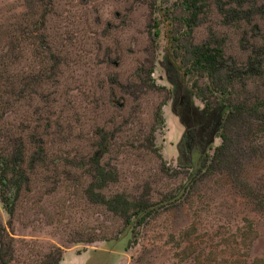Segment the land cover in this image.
Segmentation results:
<instances>
[{
    "label": "rangeland",
    "instance_id": "rangeland-1",
    "mask_svg": "<svg viewBox=\"0 0 264 264\" xmlns=\"http://www.w3.org/2000/svg\"><path fill=\"white\" fill-rule=\"evenodd\" d=\"M29 1L0 0V152L14 139L24 162L38 144L43 152L11 214L0 203L1 260L45 264L58 249L57 264H264V211L240 185L264 191V134L249 137L227 171L189 175L183 165L197 155L177 153L182 124L164 75L169 59L186 72L193 106L219 101L214 89L196 94L211 83L185 71V49L211 36L237 64L264 59V17L224 24L210 0L187 32L179 0ZM225 90L251 105L264 96V74ZM229 136L238 140L235 127ZM101 179L93 191L152 204L141 223L88 198Z\"/></svg>",
    "mask_w": 264,
    "mask_h": 264
},
{
    "label": "trees",
    "instance_id": "trees-1",
    "mask_svg": "<svg viewBox=\"0 0 264 264\" xmlns=\"http://www.w3.org/2000/svg\"><path fill=\"white\" fill-rule=\"evenodd\" d=\"M22 2L26 6H31L29 0H22ZM212 2L221 16V22L224 24L241 20L249 21L254 15L264 17V4H257L256 0H212ZM209 3L210 0H179V5L187 14V17L183 18L187 32L197 24L198 15L205 13ZM156 34L157 31L155 30L154 35ZM185 53L189 60V66L185 71L196 70L208 78L211 83V86L205 85L203 88L197 86L198 92L196 94L202 97L205 91L211 92L214 89L219 92V101L213 102L214 104L206 101L200 108L192 107L195 110V115L194 119L190 121L191 125L196 129L203 127L204 130L203 132L199 130V133H183L179 145L184 143V148H180L178 145V154L182 151L187 156L196 153L195 163L190 166L183 165L191 169L192 172L189 175H193L194 172H198L202 168L204 170L211 169L213 165H222L225 170L227 162L230 163L235 159L238 161L241 153L244 154L243 147L251 142L249 137L252 139L260 133L264 134V96L255 97L254 101H256L251 105L245 103L243 99L231 102L226 98L224 99L225 94L229 95V90H225V88L233 78L240 80L246 79L248 76L264 74V59L258 58L255 54H250L242 64H237L235 60L223 55L222 43L212 39L211 36L198 44H190L185 49ZM165 70L167 71L168 82L171 83L172 81L175 84V87L172 86L168 90L169 98L177 91L176 86H179L183 94L188 96L190 104L193 105L191 102L193 93L183 85V77L186 72L184 73V70L169 59H167ZM193 85L196 86V83ZM232 126L235 127L239 138L231 144L229 129ZM219 129L218 136L221 141L213 148L212 155L207 157L205 149L210 144L214 133H217ZM257 145L259 148L264 147V143H257ZM42 152L43 148L38 144L34 152L24 162L23 147L19 139H14L7 149L0 152V203L8 214L13 211L14 201L19 191L27 186V171L35 163L41 161ZM206 162L208 164L205 165ZM235 163L237 165V162ZM104 184L103 179L98 182H91L87 188V196L91 201L104 205L112 213L121 215L124 224L141 223L143 216L140 213L144 209H152V204H147L145 201H128L120 193L104 196L98 191H93V189L101 188ZM240 185L244 195L250 197L255 203V207L264 211V191L260 192L262 187L252 189L246 183ZM2 230L0 225V231ZM2 246L3 244L0 242V264H6L5 260H1V251L6 250L2 249ZM45 258L49 261L44 259L45 264H57L61 259L60 251L57 249L52 255L50 253L45 255Z\"/></svg>",
    "mask_w": 264,
    "mask_h": 264
},
{
    "label": "flooded vegetation",
    "instance_id": "flooded-vegetation-1",
    "mask_svg": "<svg viewBox=\"0 0 264 264\" xmlns=\"http://www.w3.org/2000/svg\"><path fill=\"white\" fill-rule=\"evenodd\" d=\"M166 70L164 71L165 79H168V75H166ZM170 82V81H169ZM175 87V84L171 81L170 87ZM177 91L169 98L170 100V109L177 116L179 122L182 124V134L191 132L199 133V130L203 132L204 128L196 127L193 128L191 125V119H194L195 110L192 108L193 105L190 104L188 100V96L183 94L181 87L176 86ZM181 134V136H182ZM181 138V137H180ZM179 152L177 148V153Z\"/></svg>",
    "mask_w": 264,
    "mask_h": 264
}]
</instances>
